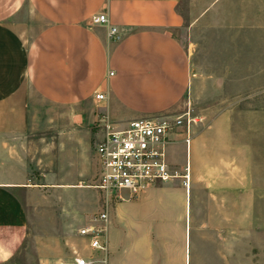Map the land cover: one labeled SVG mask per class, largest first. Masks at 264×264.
<instances>
[{
  "label": "crops",
  "instance_id": "obj_1",
  "mask_svg": "<svg viewBox=\"0 0 264 264\" xmlns=\"http://www.w3.org/2000/svg\"><path fill=\"white\" fill-rule=\"evenodd\" d=\"M194 1L0 0V135L13 141L25 138L29 149L24 161L16 147L4 145L5 151L0 152V264L9 261L21 246L28 225L24 197L38 189L31 180L32 172L38 173V164L32 158L28 137L39 132L62 136L69 173L62 183L48 184L81 188L90 171L88 127L98 126L100 140L106 130L169 114L197 85L193 75L202 73L203 61L209 57L210 41L201 37L208 30L229 28L221 18L213 19V14L218 15L221 5L230 0L200 3V8ZM248 1L262 2L236 0L241 4ZM258 10L260 17L262 8ZM252 12L255 15V10ZM100 14L108 23L91 24V18ZM110 27L117 29L119 41L109 38ZM97 94H103V100L96 99ZM225 119L218 116L211 127L192 136L188 146L183 140L173 144L177 151L179 144L185 147L189 191L184 187L183 195L175 182L152 188L133 203L136 207L143 201L131 210L134 216L127 212L125 217L126 203L116 207L115 215L124 216L127 226L126 264H244L229 252L217 262H198L181 256L186 248L181 242L170 245L163 240L168 232L190 231V226L184 225L197 209L190 188L196 187L204 165L202 182L207 190L246 187L244 157L239 148L229 144V132L222 123ZM93 159L96 176L95 155ZM188 195L191 203L194 200L189 217ZM175 199L180 209L184 205L183 223L181 218L169 216ZM145 202L151 212L141 219L135 209L144 208ZM168 249L177 250V256H167ZM220 249L240 247L223 242Z\"/></svg>",
  "mask_w": 264,
  "mask_h": 264
},
{
  "label": "rangeland",
  "instance_id": "obj_2",
  "mask_svg": "<svg viewBox=\"0 0 264 264\" xmlns=\"http://www.w3.org/2000/svg\"><path fill=\"white\" fill-rule=\"evenodd\" d=\"M211 1L194 2L200 8V3L209 4ZM261 1L260 4L250 1L241 4L230 0L221 5L224 12L213 14V19L221 18L229 28L219 32L208 30L202 35L201 38L207 37L210 41L207 44L209 57L203 61L202 73L193 75L197 78V85L191 87L176 110L162 115L177 116L190 110L193 116L200 118V123L191 127L190 138L211 127L212 121L224 115L226 119L222 123L229 132V144L239 148L244 157L247 184L241 190H207L202 182L206 166L201 167L196 187L190 188L197 201V209L184 225L190 226V231L184 230L180 234L168 232L164 236L163 240L170 245L177 242L185 245L186 248L181 250L182 257L190 256L198 262L204 263L207 259L217 262L223 253L229 252L230 257L239 259L240 263L264 264V0ZM258 7L262 8L260 17ZM254 10L256 18L252 14ZM190 14L193 16L192 10ZM37 27L41 28V25ZM180 36L183 38V34ZM193 38H198V35ZM88 128L85 131L89 137L87 158L90 171L81 188L48 184L62 183L69 173L68 155L63 154L61 147L62 136L39 132L28 137L33 146L32 158H36L38 164V173L32 172L31 180L38 189L24 197L28 213L25 236L19 249L4 264H75V251L85 258H100L90 250L87 239L79 235V229L102 210L108 213L107 264H126L127 226L124 216L115 215L116 207L126 203L125 217L127 212L134 216L131 210L138 208L143 201L136 207L133 203L139 200L127 201L129 204L113 201L106 207L104 195L92 188L96 177L93 152L100 137L97 135L98 126ZM184 137L183 134L177 139L183 140ZM4 145L16 147L18 157L23 161L27 159L25 154L29 149L25 138L13 141L9 136L0 135V152L5 151ZM177 147L178 151L173 144L168 148V162L180 172L185 165L186 151L182 144ZM173 182L182 187L180 192L184 189L182 179L170 180L163 185ZM182 193L184 195V190ZM193 202L188 195V217ZM143 205L144 208L135 210L141 219H146L145 216L151 212L149 202ZM181 209L175 199V207L169 216L181 218L183 223L184 210ZM223 242L239 245L240 249L223 251L220 249ZM188 243L190 249L187 248ZM191 245L197 248L192 249ZM166 252L167 256L175 258L178 251L168 249Z\"/></svg>",
  "mask_w": 264,
  "mask_h": 264
},
{
  "label": "built area",
  "instance_id": "obj_3",
  "mask_svg": "<svg viewBox=\"0 0 264 264\" xmlns=\"http://www.w3.org/2000/svg\"><path fill=\"white\" fill-rule=\"evenodd\" d=\"M107 23L104 14L91 18L93 25ZM109 38L114 42L120 40L115 27H110ZM95 97L103 100L104 96ZM200 121L187 110L177 116L140 118L123 128L106 130L94 147L97 172L92 186L104 195L106 207L113 201L136 200L150 189L174 179H182L189 191V165L186 162L180 172L173 169L168 162V148L183 134V142L188 146L190 129ZM107 222L108 213L102 210L79 229V235L87 239L90 250L100 258H85L75 251V264L108 263Z\"/></svg>",
  "mask_w": 264,
  "mask_h": 264
}]
</instances>
